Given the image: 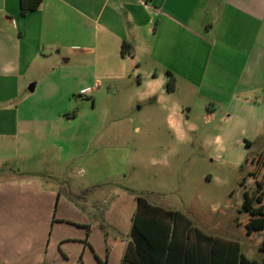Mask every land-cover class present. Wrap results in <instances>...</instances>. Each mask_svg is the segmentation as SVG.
I'll return each mask as SVG.
<instances>
[{
  "label": "crops",
  "instance_id": "0c3cea01",
  "mask_svg": "<svg viewBox=\"0 0 264 264\" xmlns=\"http://www.w3.org/2000/svg\"><path fill=\"white\" fill-rule=\"evenodd\" d=\"M99 98L95 125V113L76 107ZM173 105L179 129L166 120ZM194 110L215 152L239 151L241 165L264 152V0H43L25 16L20 0H0V264H54L55 244L67 261L77 238L93 251L88 224L108 209L86 203L123 148L112 149L106 116L133 114L135 132L184 146ZM85 190L77 202L65 194ZM68 203L85 215L82 225L56 221ZM131 241L110 249L123 247L119 264Z\"/></svg>",
  "mask_w": 264,
  "mask_h": 264
},
{
  "label": "rangeland",
  "instance_id": "374dc122",
  "mask_svg": "<svg viewBox=\"0 0 264 264\" xmlns=\"http://www.w3.org/2000/svg\"><path fill=\"white\" fill-rule=\"evenodd\" d=\"M85 105L79 103L77 111L95 113L96 120L93 122L96 125V121L103 117V99H97L95 105L93 101ZM129 113H133L132 109ZM137 121L133 114L126 119L108 115L103 120V129L112 138V149L123 148L117 152L112 151L110 179L105 181L102 189L95 190L86 204L106 202L108 205L98 209L107 208L108 212L88 224L91 229L89 243L93 251L84 246L85 239L77 238L70 245L73 256L64 261L63 250L55 244L52 249L57 252L59 259L54 264H78L80 258L83 264H98L94 255L105 262L108 247L112 251L117 240H123L125 244L131 241L137 196L165 210L182 213L193 228L222 239L225 245L228 242L238 243L241 252L249 260L260 261L263 254L259 251L258 237L261 236L258 234L249 239L243 237L239 222L246 219L248 214L242 208L240 193L231 195L239 186L241 163L237 156L240 152H215L205 144L203 132L209 129V125L199 110H194L190 117L195 130L188 133L190 140L184 146L176 144V141L163 143L161 134L142 136L134 130L133 124ZM159 124L161 129L166 130L163 116ZM2 164L5 167L2 171L4 174L11 172L8 164ZM251 185L254 189L253 183ZM99 217L102 219L99 220ZM62 219L74 225H82L80 223L84 221L85 215L68 203L65 207L61 206L56 215V221ZM102 223L106 225L105 231L101 227ZM72 230L81 234L77 227ZM122 251L123 247H117L112 254L110 252L107 264H119Z\"/></svg>",
  "mask_w": 264,
  "mask_h": 264
},
{
  "label": "trees",
  "instance_id": "16d2710c",
  "mask_svg": "<svg viewBox=\"0 0 264 264\" xmlns=\"http://www.w3.org/2000/svg\"><path fill=\"white\" fill-rule=\"evenodd\" d=\"M42 1L20 0L21 15L36 11ZM131 54L132 47L124 43L122 56ZM168 76L167 90L172 92L175 88L174 77L171 73ZM250 180L254 182V189L248 184ZM89 192L85 190L76 194L65 191V194L72 202H77ZM236 192L240 193L242 208L248 214L246 219L239 222L242 235L248 239L255 237L264 232V152L244 160L240 167L239 186L231 195ZM136 202L130 233L132 241L127 246L121 264H264V239L259 244L262 259L249 260L240 254L239 248L225 245L193 228L182 213L152 205L141 196L136 197ZM101 227L106 230L105 224L102 223ZM202 241L211 247L208 257H205L204 248L200 245ZM109 252L110 247L107 248V257ZM78 264H83L81 258ZM100 264H107V259L105 262L100 261Z\"/></svg>",
  "mask_w": 264,
  "mask_h": 264
},
{
  "label": "clouds",
  "instance_id": "9594fccd",
  "mask_svg": "<svg viewBox=\"0 0 264 264\" xmlns=\"http://www.w3.org/2000/svg\"><path fill=\"white\" fill-rule=\"evenodd\" d=\"M83 91H88L87 89H84ZM179 111L178 106L173 105V108L169 110V115L168 117H166L167 122L169 123L170 126H172L173 128L179 129L180 127V121L174 120V116L175 114ZM181 119H183L181 117ZM181 137L178 136V139H180ZM216 140H219V137L216 138Z\"/></svg>",
  "mask_w": 264,
  "mask_h": 264
}]
</instances>
